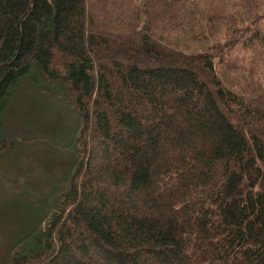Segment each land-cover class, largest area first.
I'll list each match as a JSON object with an SVG mask.
<instances>
[{
	"label": "trees",
	"instance_id": "obj_1",
	"mask_svg": "<svg viewBox=\"0 0 264 264\" xmlns=\"http://www.w3.org/2000/svg\"><path fill=\"white\" fill-rule=\"evenodd\" d=\"M24 81L74 125L0 264H264V0H0V153Z\"/></svg>",
	"mask_w": 264,
	"mask_h": 264
},
{
	"label": "rangeland",
	"instance_id": "obj_2",
	"mask_svg": "<svg viewBox=\"0 0 264 264\" xmlns=\"http://www.w3.org/2000/svg\"><path fill=\"white\" fill-rule=\"evenodd\" d=\"M73 125L74 117L64 102L43 95L28 81L17 87L5 107L1 131L24 137L26 143L0 153V258L11 235L20 230L23 205L41 202L39 196L49 188L50 178L66 168V156L46 145L45 137L68 135Z\"/></svg>",
	"mask_w": 264,
	"mask_h": 264
}]
</instances>
